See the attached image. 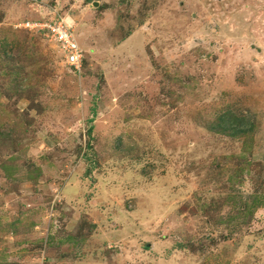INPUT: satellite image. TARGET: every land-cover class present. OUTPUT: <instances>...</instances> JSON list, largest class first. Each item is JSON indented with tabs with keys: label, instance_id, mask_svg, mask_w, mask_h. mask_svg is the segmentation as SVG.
Masks as SVG:
<instances>
[{
	"label": "rangeland",
	"instance_id": "1",
	"mask_svg": "<svg viewBox=\"0 0 264 264\" xmlns=\"http://www.w3.org/2000/svg\"><path fill=\"white\" fill-rule=\"evenodd\" d=\"M0 264H264V0H0Z\"/></svg>",
	"mask_w": 264,
	"mask_h": 264
},
{
	"label": "built area",
	"instance_id": "2",
	"mask_svg": "<svg viewBox=\"0 0 264 264\" xmlns=\"http://www.w3.org/2000/svg\"><path fill=\"white\" fill-rule=\"evenodd\" d=\"M27 25L29 24L26 23V26ZM42 29L47 30V39L56 44L66 66L73 72H80L84 62V54L76 43L68 26H66L65 21L60 19L59 22L56 23L44 24L41 30Z\"/></svg>",
	"mask_w": 264,
	"mask_h": 264
},
{
	"label": "trees",
	"instance_id": "3",
	"mask_svg": "<svg viewBox=\"0 0 264 264\" xmlns=\"http://www.w3.org/2000/svg\"><path fill=\"white\" fill-rule=\"evenodd\" d=\"M238 122H240V121L239 120L235 121L233 119H229V118L226 119V118L222 117L221 118V127L223 128V130L224 129H232L233 130L232 135L236 136V135L242 133L243 130H245V128H243V125H241V124L240 125L242 126V128H240L239 126L237 128H234V123H238ZM231 199L233 201L235 200L234 197H231ZM239 199H240L239 201L241 203L242 199L240 197H239ZM262 204H263V202L261 201V198L256 196L253 199L252 203L251 204H245L244 208L247 210V212L250 215V214H252V211H254V209H256L258 206H261ZM234 220L238 221L239 220V216H237V217H229L228 216L226 218L225 222L228 224V223H232ZM66 240L68 242L73 241L72 238H65L63 241H66Z\"/></svg>",
	"mask_w": 264,
	"mask_h": 264
},
{
	"label": "clouds",
	"instance_id": "4",
	"mask_svg": "<svg viewBox=\"0 0 264 264\" xmlns=\"http://www.w3.org/2000/svg\"><path fill=\"white\" fill-rule=\"evenodd\" d=\"M84 63V62H83ZM83 66V65H82Z\"/></svg>",
	"mask_w": 264,
	"mask_h": 264
},
{
	"label": "water",
	"instance_id": "5",
	"mask_svg": "<svg viewBox=\"0 0 264 264\" xmlns=\"http://www.w3.org/2000/svg\"><path fill=\"white\" fill-rule=\"evenodd\" d=\"M95 5H97V4H95Z\"/></svg>",
	"mask_w": 264,
	"mask_h": 264
}]
</instances>
